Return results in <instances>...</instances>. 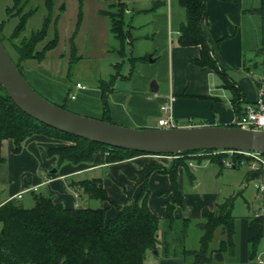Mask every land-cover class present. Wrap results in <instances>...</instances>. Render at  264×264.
I'll list each match as a JSON object with an SVG mask.
<instances>
[{
    "label": "crops",
    "instance_id": "crops-1",
    "mask_svg": "<svg viewBox=\"0 0 264 264\" xmlns=\"http://www.w3.org/2000/svg\"><path fill=\"white\" fill-rule=\"evenodd\" d=\"M249 1L255 2V0H206V12L202 22L211 46V54L219 68L228 71L226 78L235 81L244 94L242 107L251 99L246 95L249 81L248 65L254 64L257 60L255 56L250 61L255 50L249 52L251 46L255 45L248 35L246 26L250 19L246 16ZM259 2L260 5L255 7L256 12H259L257 8L264 7V0ZM111 8L109 5L108 8L100 9L99 15L107 17V20H103L101 24H94L95 30L101 26L100 28L105 31L104 38L107 39L112 33L111 22L103 11ZM183 9L184 6L179 0L178 3L175 0H133L131 7L126 3L125 13H133L132 17L135 16L128 21L129 36L124 42H120L114 36L117 45L111 51L120 56L122 61L116 64L109 62L111 68H115L113 72L108 63L105 64L109 67L108 75L105 77L102 66L105 57L102 55L107 57V52H110L105 41L100 44L102 55L97 58L98 66L95 68L90 66L91 73H86V70L79 67H85L82 65L84 55L79 52L78 45L84 15L70 36L67 48L57 53L63 56L62 59H68L69 65L65 73L58 75L57 79L52 77L59 64L45 60L47 53L40 60L35 58L22 60V71L27 74L32 85L52 102L65 106L68 104L69 109L95 118L103 119L107 114L112 122L118 124L159 127V119L169 114L173 116L176 126L232 124L238 112L231 98L230 104L222 100V95L229 96L224 76L215 68L194 61L200 57L201 45H182L178 42L180 25L186 19V10ZM131 29L134 31L138 29L137 34L147 40L144 48L138 49L135 44V48L128 52L126 44L133 43ZM143 56H146V60L139 59ZM262 61L264 57L258 62ZM217 73L222 79L218 78ZM74 76L78 79H73ZM78 83L83 87H78ZM102 84L106 87L105 93ZM71 94H75V98H72ZM166 102H170L168 110L162 109L163 103ZM69 143L65 139L36 133L28 137L23 143L22 150L16 153L13 151V139H4L1 146L5 161L0 162V203L10 198H24L28 192H32L34 197L35 191L45 187L55 202H61L67 207L91 206L92 198L81 188H77L74 182L84 178L101 177L113 203L105 200L100 206L107 207L106 218L110 219L118 213L116 205L125 202L128 190H132L133 198L139 192L140 185H136L135 180L140 168L149 163L169 165L172 162L171 157L149 153L111 162L105 161L103 155L97 153L91 162L79 163L68 160L58 163L56 155H48V148ZM209 159L211 158L206 156L199 159L191 155L187 166H179L178 183L184 195L185 207L181 205L175 207L176 218L188 217L198 221L202 217L203 208L214 210L219 202L218 193L195 191L202 183L200 170L203 168L198 167L197 163L205 164ZM210 161L214 162L212 159ZM52 172L56 174L52 175ZM186 184H189L190 191H185ZM169 186V174L159 169L151 173L148 205L159 216L163 215L166 203L171 200L172 193L166 192ZM20 192L21 197L18 195ZM257 211L250 219L238 218L235 215L237 229L233 236L232 248L213 249L210 260L204 264H251L256 258L260 264H264V238L257 244L255 256H251L252 237L261 228L264 231L262 219H255ZM161 224L163 227V220ZM191 225L198 231L195 236H192L193 233L190 236ZM201 232L202 229L195 222L190 223L186 237L187 246L198 247ZM226 236L222 227H219L211 241L212 248L218 247L219 242ZM160 254V250L148 253L144 264H188L183 256Z\"/></svg>",
    "mask_w": 264,
    "mask_h": 264
},
{
    "label": "trees",
    "instance_id": "trees-1",
    "mask_svg": "<svg viewBox=\"0 0 264 264\" xmlns=\"http://www.w3.org/2000/svg\"><path fill=\"white\" fill-rule=\"evenodd\" d=\"M26 1L13 0V5L8 8L11 14H17L20 17L13 32L8 36V41L17 57L15 58L10 50L9 53L21 71L22 60L44 58L46 53L57 45L59 39L56 22H54V36L41 49L38 47L48 35L52 24L53 16L51 19L50 13L53 0H45L48 15L42 27L33 31L29 36L21 37L27 19L35 11L34 9L24 11ZM106 1L112 7L103 11L110 18L111 31L120 42H124L129 36L128 22L125 18L126 2ZM179 3L186 10V19L180 25L178 42L182 45H201L200 57L194 61L215 68L224 76L225 86L233 94L231 102L239 113L244 94L240 86L235 81L228 80L226 72L219 68L216 59L211 54V46L202 27L206 0H179ZM257 10L264 16V7L257 8ZM79 16L81 19V11ZM4 26L5 21L0 20V37L3 42L4 38L1 34H3ZM139 59L146 60V56ZM105 89L103 85L104 93ZM104 102L107 113L105 95ZM61 106L65 107V105ZM103 119L112 121L107 114ZM36 133L70 142L67 145L48 148V155H56L58 163L65 160L73 163L91 162L97 153H101L104 160L110 162L147 153L104 144L52 127L22 110L0 84V162L5 161L1 153L4 139H13V151L17 153L22 150L24 141ZM200 151L212 150H192L177 155L172 154V162L169 165L149 163L140 168L135 180L136 185H140L139 192L133 198L132 190H128L125 202L116 205L118 213L110 219L106 218L107 207L105 206L67 207L61 202H55L49 192L35 191V203L31 206L24 205L19 198H10L1 202L0 264H144L148 253L156 250L161 251L160 255L183 256L188 264H204L210 260L213 249H231L233 236L237 229V217L233 213L235 196H228L218 202L214 210L203 208L202 217L199 222H196L202 229L198 247H190L186 244L188 227L192 220L188 217L178 219L174 216V209L177 205L185 207L184 195L178 183V168L181 165L187 166L191 155ZM225 155H209L208 157L223 167L225 164L222 159L226 157ZM204 157L198 156L197 158ZM233 158L236 162L234 167L241 165L240 160L249 159L238 154H234ZM156 169L169 174L170 177V186L166 192L172 193V197L166 203L162 216L154 213L148 205L149 177ZM53 174L56 173L52 172ZM261 174L262 170H250L247 177L249 180L258 178ZM74 185L81 188L90 198H97L101 201L109 200L113 203L104 188L101 177L77 180ZM162 220L164 221L163 227ZM179 222L181 224L178 225ZM219 227H222L227 236L219 242L218 247L212 248L211 241ZM263 238L264 231L261 228L251 240L252 257L255 256L257 244Z\"/></svg>",
    "mask_w": 264,
    "mask_h": 264
},
{
    "label": "rangeland",
    "instance_id": "rangeland-1",
    "mask_svg": "<svg viewBox=\"0 0 264 264\" xmlns=\"http://www.w3.org/2000/svg\"><path fill=\"white\" fill-rule=\"evenodd\" d=\"M122 1H125L130 7L133 4V0H122ZM175 1L178 3V0ZM259 1L260 0H255V2L252 1L251 3L249 1V5H248L249 10H247V15H246L249 16L250 18L249 21L246 23V26L248 27V35L251 36L250 39L252 42H254L255 45L253 46L251 43L252 46L249 53H252L251 51L255 50L254 51L255 54L251 55L250 61H252L255 58V56L257 57V60L254 62V64L248 65L249 72L247 70V76L249 77V81L246 87V95L248 98H251L250 100H253L256 96L257 80L262 74V70L264 69V61L258 62L261 58L264 57V44H263L264 16H262L261 13L256 12V8H255L257 5L258 6L260 5ZM53 2L54 3H53L52 12L50 13L51 19L53 16L52 24L50 25V28L48 30V35L46 36L44 41H42L38 46L39 49H41L45 43H47L49 40L52 39L55 31L54 22H56V27L59 33L58 43L56 47L52 48L50 51L47 52V56L45 59V60H49V62H52L56 65L59 64L58 69H56L57 71H54L55 74H52V77L54 79H57L58 75H61L62 73L66 72V67L69 65L68 59L67 58L62 59L63 56L57 53H60L61 51L67 48V43L71 39L70 36H72L74 30L76 29V26H79V22H81L83 15H84L83 16L84 19L81 24L82 35H80L78 38V45H79V52L84 55V60L82 61V65H84L85 67L82 66L79 67H81L83 70H86V73H91L92 68L98 66L97 58L100 57L99 55H102L100 53L101 52L100 44L101 42L105 41L106 46L109 47L110 49L109 50L110 52H107L108 53L107 57L105 55H102L105 57L102 66H103V76L105 77L106 75H108V69L109 67L111 68L109 62L116 64V62L122 61L120 56L116 55L115 53H113V51H111L113 47L117 45V39L114 37L112 33L110 34L109 39L104 38L105 31L100 28L101 26L98 27L97 30H95L94 24L95 23L101 24L102 22H104L103 20H107V17L103 15H99V10L103 8H108L109 2H107L106 0H53ZM12 5H13V0H0V20L5 21L3 34L1 35L4 38V43L6 45V48L8 49V51L10 50L11 53L16 58L17 55L15 54L11 43H9L8 41V36L13 32L16 24L20 20V17L17 14L10 13L8 8L11 7ZM30 9H34L35 11L27 19L26 27L23 30L21 37H23V35L29 36L33 31H36L39 28H41L45 17L48 15V8L45 5V0H27L24 7V11H28ZM80 11L82 12L81 19L79 16ZM132 15L133 13L125 14V18L127 22L130 21ZM144 28L145 27H143V30H145ZM137 30L134 31L131 29L132 32L130 31V35L133 38V43L126 44V49L128 52H130V50L135 48V44L138 47V49H142L146 46L145 42L147 39L144 37H140V35L137 34ZM107 63L109 67L105 65ZM90 66H92V68H90ZM112 70L115 71V68L112 67L111 71ZM226 72L228 73V71ZM23 73L25 77L28 79V81L31 83L27 74H25L24 71ZM219 75L220 74H218L217 76L220 79L221 76ZM73 79H78V78L74 76ZM227 91L229 93V96L224 97L222 95V100L230 104L229 99L232 97L231 91L230 89H227ZM65 107L69 109L68 104H66ZM210 160L211 159L207 160L205 164L197 163L198 164L197 166L203 169L200 170L202 176V183L199 186V188L195 191L218 193L219 202L223 201L227 195L232 193L231 195L235 196L234 208H233L234 215H236L238 218L241 217H245V218L248 217L249 219L250 217L252 218L254 212L259 209V206L261 204V200H260L261 198L259 197L260 195H258L259 191L255 188V183L258 181L257 179L259 177L263 176L264 166L262 167L261 165V167L259 166L254 168L252 159L250 158L240 160L241 165H239L238 167H234L231 165L229 166L224 161L223 163L225 164V166L221 167L218 162L216 161L213 162ZM256 169L259 170L263 169L262 174L258 176L257 179L250 178L248 180L247 177L248 172L250 170H256ZM40 191L48 193V190H46L45 187H42ZM185 191H190L189 184H186ZM20 199L21 201L23 199V204L26 206H31L35 203L32 192H28L24 196V198H20ZM91 200H93V203H91V206L93 207L100 206L102 202L100 199L97 198H92ZM194 222L196 224V222H199V220L195 221L194 219H192L191 223ZM1 227H2V222L0 221V229ZM191 228L192 229L190 230V236L192 235V233H193L192 236H195V234L198 233V231H196L195 226L191 225ZM27 264H32V263H27ZM251 264H260V263L256 258V260L253 259V262Z\"/></svg>",
    "mask_w": 264,
    "mask_h": 264
},
{
    "label": "water",
    "instance_id": "water-1",
    "mask_svg": "<svg viewBox=\"0 0 264 264\" xmlns=\"http://www.w3.org/2000/svg\"><path fill=\"white\" fill-rule=\"evenodd\" d=\"M0 84L34 118L64 132L153 155L192 150H239L264 153V130L234 124L132 127L80 114L52 102L28 81L0 37Z\"/></svg>",
    "mask_w": 264,
    "mask_h": 264
},
{
    "label": "built area",
    "instance_id": "built-area-1",
    "mask_svg": "<svg viewBox=\"0 0 264 264\" xmlns=\"http://www.w3.org/2000/svg\"><path fill=\"white\" fill-rule=\"evenodd\" d=\"M78 87H83L81 83L77 84ZM72 98H75V94H71ZM162 109L168 110L170 109V102L163 103ZM159 124L162 127H173L176 126L174 122V118L171 114L168 116H163L159 119ZM234 125H238L244 128L249 129H258L264 130V69L262 70V74L257 80L256 87V96L253 100H248L245 102L241 111L236 116ZM226 154L223 161L229 166L235 165V160L233 158L234 154L244 155L252 159L253 167H262L264 166V153H259L255 151H239V150H212L206 152H196L192 155L198 156H209V155H220ZM162 157H173L171 155H157ZM264 168V167H263ZM263 170V169H262ZM257 179V178H256ZM258 181L255 183V188L259 191V197L261 198V205L259 210L256 212L255 216L257 218L262 219L264 224V172L263 176L257 179ZM19 197L22 195L21 192L18 194ZM264 261V257H263Z\"/></svg>",
    "mask_w": 264,
    "mask_h": 264
}]
</instances>
